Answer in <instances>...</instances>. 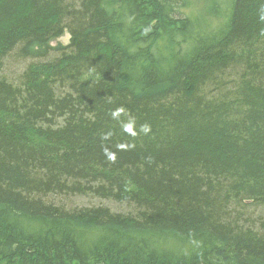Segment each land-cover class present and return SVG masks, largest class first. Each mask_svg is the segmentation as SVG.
<instances>
[{
	"label": "trees",
	"instance_id": "1",
	"mask_svg": "<svg viewBox=\"0 0 264 264\" xmlns=\"http://www.w3.org/2000/svg\"><path fill=\"white\" fill-rule=\"evenodd\" d=\"M187 6L0 0V264H264V0Z\"/></svg>",
	"mask_w": 264,
	"mask_h": 264
},
{
	"label": "rangeland",
	"instance_id": "2",
	"mask_svg": "<svg viewBox=\"0 0 264 264\" xmlns=\"http://www.w3.org/2000/svg\"><path fill=\"white\" fill-rule=\"evenodd\" d=\"M187 1H188V6L185 9L186 14L190 13L192 9L197 8L201 3V0H187ZM58 43L63 46H66L69 43V35L65 32L59 39L51 43V45L55 46ZM29 63H30L29 59H23L18 55H16L15 53H13L5 59L3 65V71H5V74L8 77L12 78L13 80H17L20 74L24 71V69ZM81 203L82 205H88V201L85 199H83ZM102 203L104 204L105 201H103Z\"/></svg>",
	"mask_w": 264,
	"mask_h": 264
},
{
	"label": "clouds",
	"instance_id": "3",
	"mask_svg": "<svg viewBox=\"0 0 264 264\" xmlns=\"http://www.w3.org/2000/svg\"><path fill=\"white\" fill-rule=\"evenodd\" d=\"M262 11H264V9H262ZM261 19L264 20V14L261 15ZM122 114H126V110L124 108H118L112 113V116H113V118H117ZM134 124H135L134 118H130L129 123L124 125V131H126L128 133H132V129H133ZM141 130L144 131L145 133H147L150 131V126L149 125H142ZM132 134H134V133H132ZM120 147H122V146H120ZM105 154L107 155L110 162H115V159H116L115 154L108 153V152H106Z\"/></svg>",
	"mask_w": 264,
	"mask_h": 264
}]
</instances>
